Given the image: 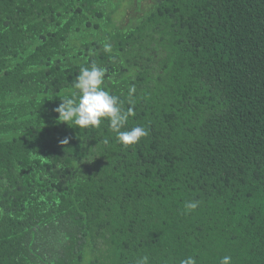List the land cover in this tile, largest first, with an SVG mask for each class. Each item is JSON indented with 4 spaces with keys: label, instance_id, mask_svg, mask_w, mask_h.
<instances>
[{
    "label": "trees",
    "instance_id": "16d2710c",
    "mask_svg": "<svg viewBox=\"0 0 264 264\" xmlns=\"http://www.w3.org/2000/svg\"><path fill=\"white\" fill-rule=\"evenodd\" d=\"M116 1L0 0V264H264V0ZM93 63L138 143L58 122Z\"/></svg>",
    "mask_w": 264,
    "mask_h": 264
},
{
    "label": "clouds",
    "instance_id": "9594fccd",
    "mask_svg": "<svg viewBox=\"0 0 264 264\" xmlns=\"http://www.w3.org/2000/svg\"><path fill=\"white\" fill-rule=\"evenodd\" d=\"M107 70L93 63L88 67H81L79 74L72 82L75 91L71 97L61 99L59 106L53 109L58 113V122L68 125L74 124L79 129L99 128L103 120L108 121V127L115 133L116 140L121 145L128 147L138 143L149 135L144 126L126 128L129 118L134 115L133 109L125 110L120 97L111 94L104 87ZM135 93V88L129 89V96ZM68 138L60 141L67 145ZM108 143L107 140L104 141ZM200 205L198 200L185 202L188 213L194 212ZM231 256H224L220 264H231ZM136 264H149V258L144 256ZM180 264H196V259L189 256L180 261Z\"/></svg>",
    "mask_w": 264,
    "mask_h": 264
},
{
    "label": "rangeland",
    "instance_id": "374dc122",
    "mask_svg": "<svg viewBox=\"0 0 264 264\" xmlns=\"http://www.w3.org/2000/svg\"><path fill=\"white\" fill-rule=\"evenodd\" d=\"M155 0H120L116 1V12H114V19L116 24L129 23L132 18L142 15L149 4Z\"/></svg>",
    "mask_w": 264,
    "mask_h": 264
}]
</instances>
